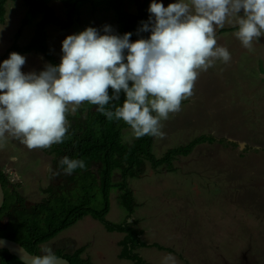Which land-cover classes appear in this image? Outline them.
Here are the masks:
<instances>
[{"label":"rangeland","instance_id":"obj_1","mask_svg":"<svg viewBox=\"0 0 264 264\" xmlns=\"http://www.w3.org/2000/svg\"><path fill=\"white\" fill-rule=\"evenodd\" d=\"M156 2L167 7L179 0ZM49 3L54 14L64 20L66 10L62 4ZM6 7L5 22L0 23V64L14 52L5 55L11 45H27L34 32L33 26L26 25L16 39L26 7L21 0H8ZM127 9L134 12L130 0ZM230 20L216 29V40L218 46L229 51L231 60H216L207 71L200 72L192 96L182 101L179 112L161 121L164 136L154 137L153 153L161 157L201 135H210L215 141L202 142L190 155L177 157L172 168L162 165L153 169L146 161L143 173L128 180L136 201L128 222L134 218L139 221L134 227L142 231L140 240L146 246L137 252L145 264H171L165 259L169 255L175 258V264H264V34L253 41L251 49L244 48L235 35L238 25L234 18ZM105 25L118 35L120 26L113 11L105 7L93 11L86 4L70 29L46 27L48 46L61 63L62 41L67 36L88 27L102 35ZM20 55L26 58L21 68L24 73H38L45 64H51L40 53ZM82 106L83 103L77 110ZM71 107L67 116L76 113L71 112ZM86 114L85 109L82 116ZM121 137L126 143L135 139L131 127L123 129ZM221 138L225 141H217ZM47 150H29L7 135L0 139V170L28 205L45 200L49 193L44 190L49 184L62 183L53 167L54 155ZM112 181L120 182L119 170L113 171ZM118 195V189L111 190L106 219L112 223L125 217ZM77 197L76 194L71 204L79 200ZM122 237L85 216L41 244L38 252L44 255L43 249L51 247L53 252L71 253L85 246L83 255L92 264H132L119 257Z\"/></svg>","mask_w":264,"mask_h":264},{"label":"clouds","instance_id":"obj_2","mask_svg":"<svg viewBox=\"0 0 264 264\" xmlns=\"http://www.w3.org/2000/svg\"><path fill=\"white\" fill-rule=\"evenodd\" d=\"M148 11L137 35L150 32L149 38L130 42L131 32L118 36L105 25L101 35L88 27L62 41L58 66L45 64L38 73L22 72L25 56L11 53L0 64V139L7 135L29 150L62 143L69 106L75 113L84 102L98 105L109 120H123L137 138H162L161 121L192 96L200 72L231 60L217 45L216 29L234 18L235 35L247 49L264 34V0H179L167 7L153 0ZM121 92L125 98L116 107ZM110 102L114 112L105 108ZM60 164L66 174L85 167L67 156ZM43 252L31 264H62L51 247ZM165 259L175 264L171 255Z\"/></svg>","mask_w":264,"mask_h":264},{"label":"trees","instance_id":"obj_3","mask_svg":"<svg viewBox=\"0 0 264 264\" xmlns=\"http://www.w3.org/2000/svg\"><path fill=\"white\" fill-rule=\"evenodd\" d=\"M51 1L60 2L65 8L66 18L64 20L54 14L49 3ZM130 1L133 3L134 12L128 11L127 0H21L26 8L15 37L20 38L21 31L26 25L33 26L34 32L27 45L23 47L16 44L11 45L5 55L11 51L19 54L40 53L52 65L58 66L60 62L56 60L48 46L46 27L58 26L61 31L70 29L78 20L81 8L86 4H89L93 11L102 7L113 11L120 26L118 36L131 32L130 42L141 38L147 39L151 35L150 32L137 35V30L141 27L142 21H148L150 0ZM7 3L8 0H0V23L2 24L5 22ZM39 15L42 17L38 21ZM109 94H112L111 88ZM124 98L125 94L121 92L120 101L116 102V107L122 106ZM98 107V105L84 102L82 108L74 115L67 116L70 123L64 141L52 145L47 150L49 154L54 155L53 167L57 169L58 179L62 180V183L49 184L44 190L49 193L45 200L28 205L25 198L19 194L8 181L5 173L0 170V182L5 195L0 209V236L20 243L30 253L40 255L38 248L41 244L55 238L85 216H91L101 222L107 231H115L123 235L119 241L120 258L129 260L132 264H145L137 252L138 249L146 246L140 240L142 231L134 227L139 221L134 218L132 223L128 222L136 209V201L128 180L139 177L143 173L146 161L153 169L162 165L172 168L177 157L188 156L198 144L213 142L215 138L210 135H201L187 145L171 148L163 156L156 157L153 153L154 136L145 135L140 138L135 137L129 143L122 142V130L130 126L123 120L107 119L97 110ZM105 108L115 111L111 102ZM85 109L87 114L82 116ZM217 141L224 142L225 140L221 138ZM232 144L235 145L234 142ZM65 156L69 159L83 160L85 167L77 168L71 174H66L64 171L66 166L60 164ZM95 165L97 166L93 169ZM115 170L120 172V182L113 183L112 173ZM114 188L119 190L118 202L125 211L124 220L118 223H112L106 219L111 205L110 193ZM76 194L79 200L71 204ZM85 249V246H80L71 253H64L62 250L54 253L58 257L67 259L71 264H92V261L83 255ZM0 264L25 263L7 250H0Z\"/></svg>","mask_w":264,"mask_h":264},{"label":"water","instance_id":"obj_4","mask_svg":"<svg viewBox=\"0 0 264 264\" xmlns=\"http://www.w3.org/2000/svg\"><path fill=\"white\" fill-rule=\"evenodd\" d=\"M4 191L0 182V209L4 202ZM0 250H7L11 255L15 256L18 260L25 264H31L34 256H42L28 252L20 243L0 236ZM62 264H71L67 259L59 257Z\"/></svg>","mask_w":264,"mask_h":264}]
</instances>
